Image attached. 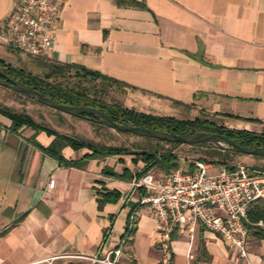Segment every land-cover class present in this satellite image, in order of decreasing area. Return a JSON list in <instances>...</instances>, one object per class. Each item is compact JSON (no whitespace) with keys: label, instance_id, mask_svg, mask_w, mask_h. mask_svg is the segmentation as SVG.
I'll return each instance as SVG.
<instances>
[{"label":"crops","instance_id":"0c3cea01","mask_svg":"<svg viewBox=\"0 0 264 264\" xmlns=\"http://www.w3.org/2000/svg\"><path fill=\"white\" fill-rule=\"evenodd\" d=\"M18 2L0 0V20ZM47 57L127 82V107L264 129V0H68ZM54 138L0 113V264H104L96 258L123 239V264H165L167 252L174 264H264V237L251 229L247 257L204 227L192 242L174 231L164 251L137 185L145 163L70 144L62 161L47 150Z\"/></svg>","mask_w":264,"mask_h":264},{"label":"built area","instance_id":"2783aa9c","mask_svg":"<svg viewBox=\"0 0 264 264\" xmlns=\"http://www.w3.org/2000/svg\"><path fill=\"white\" fill-rule=\"evenodd\" d=\"M68 0H19L7 18L0 20V41L21 52L50 56L62 11ZM216 173H210L213 168ZM55 179L49 181V188ZM147 190L141 202L148 204L159 223L160 246L169 250L172 233L189 237L190 242L200 227L220 235L227 246L243 257L248 255V211L264 200V172L242 163L215 164L199 159L194 167H177L160 178L148 172L137 182ZM131 217L127 232L133 229ZM262 225L263 222H258ZM125 239L108 251L104 264L119 261Z\"/></svg>","mask_w":264,"mask_h":264},{"label":"trees","instance_id":"16d2710c","mask_svg":"<svg viewBox=\"0 0 264 264\" xmlns=\"http://www.w3.org/2000/svg\"><path fill=\"white\" fill-rule=\"evenodd\" d=\"M16 51L20 50L16 49ZM29 55L33 57L32 62H36V64H39L40 66L42 65L47 67V70L43 74L33 72L31 69L22 65H15L6 60L4 57H0V69L4 70L13 77L34 86L43 94L55 99L58 102L95 106L107 111L113 119L122 123L154 127L177 133L195 130H211L223 133L235 139L242 145L264 146V131L259 132L252 129L232 128L225 125H218L213 121L202 118L201 116L183 118L174 115L155 114L127 107L122 101L105 100L104 95L108 94V90L112 86V83H119L122 86H125L127 85V82L86 65L61 62L46 56ZM125 91L126 90H124V92ZM0 113L9 116L12 119V128L14 129L21 127L23 124H30L36 128H44L49 131V133L55 134V138L47 147V150L62 161L65 159L62 155L61 149L66 144H70L76 148L83 146L89 147L92 149L91 155H95V153L109 155V153L131 152L127 148L116 146L100 147L89 140L61 133L54 128L36 122L33 118L26 114L15 112L2 105H0ZM79 116L85 117L83 115ZM94 121L98 122V120ZM168 142L175 145L181 144L179 141ZM204 143L214 144L212 142H201L195 144ZM134 153L136 155V160L141 159L145 163V167L143 171L139 173V177L148 173L151 168L156 165H163L166 170L171 166H177V163H171L173 160L176 161L177 157L169 150L164 152V155L162 156H159L157 152L151 150H136ZM65 162L70 163L68 161ZM142 189L146 194L147 190L143 187ZM248 217L250 221V223H248L249 229L253 230L254 234L259 238H263L264 229L258 225V222L262 221L264 223V200L258 201L250 207ZM169 264H174L172 257L170 258Z\"/></svg>","mask_w":264,"mask_h":264},{"label":"rangeland","instance_id":"374dc122","mask_svg":"<svg viewBox=\"0 0 264 264\" xmlns=\"http://www.w3.org/2000/svg\"><path fill=\"white\" fill-rule=\"evenodd\" d=\"M6 47V50L16 56L4 57L15 65H22L26 68L31 69L33 72L43 74L47 69L46 66H40L36 62H32V58L29 54L16 51L11 46H7L5 43L0 41L1 47ZM0 55H3L0 51ZM125 87L119 83H112V86L108 90V94L104 95L105 100L112 101L118 100L125 103ZM32 104V105H30ZM0 105L7 107L15 112H27L26 115L31 116L42 124L49 125L53 128L66 132L72 136L83 138L91 142L97 143L98 146H116L121 148H127L134 153L137 150H151L158 153L159 156L164 155L167 150L171 151L173 155H176L177 160L171 163H177L176 167H170L166 170L163 165H156L162 171L157 170L155 177L160 178L165 175H170L177 167H183L189 169V167L196 160L202 159L206 162L215 164H233L242 163L251 167L260 169L264 172V158L257 157L254 155H247V153L232 152L228 149H223L217 145L211 143L204 144H173L165 140H159L154 137L142 136L129 131H121L117 128H112L108 125L101 124L89 118H85L79 115H73L70 113L63 112L50 105L39 102L25 93H21L8 86L0 83ZM30 116V117H31ZM68 116V117H66ZM202 118H206L209 121H213L218 125H225L221 119L215 114H201ZM31 117V118H32ZM40 123V124H41ZM227 126V125H225ZM254 130V129H253ZM263 132L264 129L256 130ZM106 142L112 143L110 145L105 144ZM118 144V145H113ZM156 149V150H155ZM248 159H256V164H251ZM158 168V169H159ZM153 171V170H152ZM218 168H213L210 173H216ZM170 252H167V260L165 264H169Z\"/></svg>","mask_w":264,"mask_h":264},{"label":"water","instance_id":"95a60500","mask_svg":"<svg viewBox=\"0 0 264 264\" xmlns=\"http://www.w3.org/2000/svg\"><path fill=\"white\" fill-rule=\"evenodd\" d=\"M0 83L14 90L20 91L29 97L73 115H83L105 125L117 128L121 131H129L143 136H149L166 141H179L181 143L195 144L212 142L218 147L231 151L247 153V155L264 157V146L242 145L235 139L216 131L195 130L184 133L171 132L154 127L139 126L118 122L105 110L87 104H67L43 94L34 86L15 78L0 69Z\"/></svg>","mask_w":264,"mask_h":264}]
</instances>
